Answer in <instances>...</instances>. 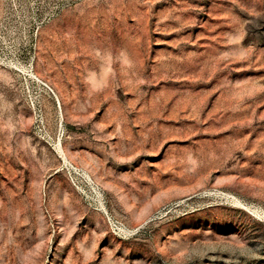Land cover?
Here are the masks:
<instances>
[{"label":"rangeland","instance_id":"1","mask_svg":"<svg viewBox=\"0 0 264 264\" xmlns=\"http://www.w3.org/2000/svg\"><path fill=\"white\" fill-rule=\"evenodd\" d=\"M0 264H264V0H0Z\"/></svg>","mask_w":264,"mask_h":264},{"label":"built area","instance_id":"2","mask_svg":"<svg viewBox=\"0 0 264 264\" xmlns=\"http://www.w3.org/2000/svg\"><path fill=\"white\" fill-rule=\"evenodd\" d=\"M48 90H50V89H48ZM107 220H108L110 226H112L115 229V231H116V233L118 235H122L123 236V235H127L128 234V230L122 224L114 222L109 217H107Z\"/></svg>","mask_w":264,"mask_h":264}]
</instances>
